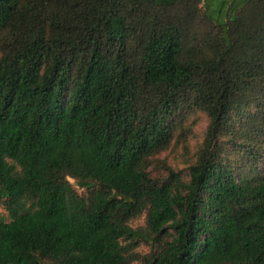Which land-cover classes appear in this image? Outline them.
I'll return each instance as SVG.
<instances>
[{"label":"trees","instance_id":"1","mask_svg":"<svg viewBox=\"0 0 264 264\" xmlns=\"http://www.w3.org/2000/svg\"><path fill=\"white\" fill-rule=\"evenodd\" d=\"M186 109L197 159L153 177ZM261 160L264 0H0V264H264Z\"/></svg>","mask_w":264,"mask_h":264},{"label":"rangeland","instance_id":"2","mask_svg":"<svg viewBox=\"0 0 264 264\" xmlns=\"http://www.w3.org/2000/svg\"><path fill=\"white\" fill-rule=\"evenodd\" d=\"M246 114H253L251 107L246 109ZM177 128L170 147L152 159L151 174L153 177L163 179L167 169L174 170L186 179L187 169L193 164L199 154L205 130L208 125L206 114L198 109H186L175 117ZM222 132H220L218 146L221 149V157L225 163H229L235 170L245 173L248 170L247 142L237 135L240 123L232 117ZM264 168V160L259 163L258 170ZM78 193L83 190L78 188L73 180H70ZM0 219L7 221L9 216L4 206L0 203ZM143 217L132 222L133 226L141 225ZM137 252L145 254L148 247L140 246ZM136 264V263H134Z\"/></svg>","mask_w":264,"mask_h":264}]
</instances>
